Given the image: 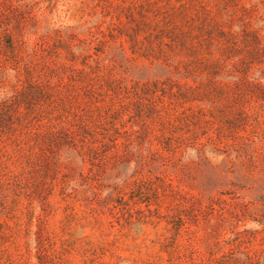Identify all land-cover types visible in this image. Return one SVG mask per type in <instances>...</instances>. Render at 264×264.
<instances>
[{"label": "rangeland", "instance_id": "1", "mask_svg": "<svg viewBox=\"0 0 264 264\" xmlns=\"http://www.w3.org/2000/svg\"><path fill=\"white\" fill-rule=\"evenodd\" d=\"M0 264H264V0H0Z\"/></svg>", "mask_w": 264, "mask_h": 264}]
</instances>
